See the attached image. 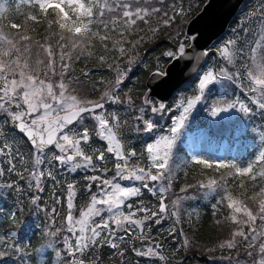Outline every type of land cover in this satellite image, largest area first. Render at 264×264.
I'll return each instance as SVG.
<instances>
[{"label": "trees", "instance_id": "1", "mask_svg": "<svg viewBox=\"0 0 264 264\" xmlns=\"http://www.w3.org/2000/svg\"><path fill=\"white\" fill-rule=\"evenodd\" d=\"M256 1L244 0L224 30V34L213 41L210 46L213 47L220 38L224 37L228 38L229 41L235 42V55L231 63V71L236 68L243 71L244 68L246 69L247 66L251 65L248 58L253 41H259L260 47L264 48V36L262 40L255 38V30L258 26L257 19L264 15L263 8L255 7L253 9ZM153 2L157 5H164L163 9L158 7L159 11L155 13L149 10V15L145 20H137L136 24L131 27H126L122 20L113 26L111 23L112 16L119 15V13L106 14L103 19L108 24V28L105 29L102 23L94 22L91 30L97 32L98 35L85 41L83 48L78 46L76 49H71L70 44L66 41H61L58 28L55 26L50 27L47 19L39 12L36 14L38 22L29 20L27 15L31 11L35 12L31 4H17L16 0H0V5L3 6V10L0 11V28L5 32L9 31L12 37L19 38L20 35L29 37L28 41L20 42L19 46L23 50L25 44H30L31 48L36 51V55L39 53L37 56L43 61V64L39 67V76L41 78L54 83L59 82L61 79L60 72L63 71L61 64L67 63L68 68L64 72L63 79L69 82L71 92L80 95L85 100L98 101V99L104 98V93L108 92V89H112L115 94L118 93L120 96L127 94L129 97L138 98L144 91L146 76L153 69L163 68V65L170 60L165 55L167 51L164 50H172L177 47L181 37L185 36V20L190 18L201 7L204 0H154ZM183 2L185 4L191 3V5L185 6L182 4ZM136 4H140L147 9L150 8V3L146 0H132V7ZM171 6H176V9L173 10L174 7H172L171 13L174 12L175 14L171 18L170 23L158 24L157 27L155 26L156 29H154V22L159 18V15L164 13V11H168ZM177 9L178 11H176ZM245 9L252 11L250 18H248V13L246 17L244 16L248 12ZM53 18L51 14L48 17V19ZM12 23L21 27L13 29L11 28ZM245 23L247 24L246 27L244 26ZM242 29L245 30L242 31ZM102 36H107L108 39L101 40L100 37ZM116 41L121 43H115ZM59 43H64L65 45L63 48V52L66 53L64 61L59 59L61 53ZM49 44L54 52L55 75L51 71H47L48 57L41 47ZM121 48L124 49L123 53L120 51ZM207 52L208 55L203 60V63L199 65V69L211 60L214 62L220 59L215 48L213 50L210 48ZM33 61L36 60L31 57V65ZM222 63H224V60ZM35 67L33 66V68ZM198 70L173 92L166 103V111L156 114L152 112L144 113L146 118L154 123L151 135H147L142 130L143 125L137 120L132 121L131 112L124 111L121 114L123 124L120 125L118 130L120 139L126 149L134 151L136 154L132 157L131 163H143L145 161L144 147L146 142L153 134L162 131L165 126H168L173 117L172 115L176 114H174V110L170 109L173 102L181 103L187 96L194 93ZM46 71L47 76L45 75ZM119 72H122L124 78L117 88L115 81ZM214 94V86L211 85L205 91L199 106L195 108L189 119H185L183 129L193 130L199 126L207 129L217 142L221 138L230 142L237 139L245 141L252 139L255 143L263 145L264 141L259 137L260 133L264 131V111L260 110L258 105H254L258 108L257 111L254 112L251 109L249 115L244 118L243 123H232L227 129H215L205 125L206 119H204L203 115L205 109L203 106L206 103L207 105L210 103L209 101L214 98ZM239 94L237 92L235 98L239 97ZM175 104H173V108L177 107ZM13 131L19 135L22 143L15 139L17 146H14L15 148L11 147L15 149L14 154H12V160H15V167L18 169L15 172H22V168L30 164V151L32 148H30L27 139L13 127L7 132V136L4 138L5 142L9 139H11V142L14 141L11 136ZM90 135V145L91 147H96L93 154L100 150L104 151L106 149L104 141L91 131ZM179 143V141H176L173 149L174 159L176 156L175 152L182 151ZM0 146H2L1 142ZM254 152L255 150L250 151L249 158L245 159L249 164H253V172L248 176H239L235 174L234 170L217 168L215 165L211 168H206L204 165L196 164L189 159L186 160V164H181L173 169L170 181L171 188L167 192L168 203L172 205L171 208H168V221L161 219L156 225H149V220L145 228L147 229L146 236L152 235L161 241L159 249L162 251V259H151L138 255V252L134 251V248L129 246L127 241L122 242L115 248L110 247L106 242L100 241L101 243L93 245L88 250L87 253L89 254H84L85 261L77 264H224L227 258L232 259L233 264H248L251 259L256 263L258 260L256 259L257 253L256 249L254 253L253 247H250L252 244L251 239L244 242L241 239L238 243V237H236V246L233 249L220 246L224 240L231 237V220L228 219L231 210L227 208V200L225 199L227 194H231L234 198L245 202L254 214L259 210L261 197L256 196V194L264 185V175H261L264 172V164L256 163V159L253 156ZM43 159L44 165L48 162V168L56 172L47 177L46 174L44 175V183H42L40 195L37 196L36 200L52 204L54 207L53 213L50 212L52 221H49L47 213L43 214L40 210L36 211L32 198H30L34 197L32 195L33 192L29 191V188H25L18 178H13V180L19 181L17 185L0 187V254H2L0 255V264H37L36 252L38 247L40 245L45 246L44 244L50 241V226L56 222V217H63L62 208L65 194L63 186L73 179L76 183V191L73 197V209L75 212H78L81 205L88 198L89 191L83 189V184L86 183V180L80 179V174L75 176L72 173V178L63 176L60 174L59 167L56 166L55 162H49L48 158ZM104 161L110 166L112 157H105ZM229 171H233L232 176L228 175ZM209 179H215L220 187L217 188L216 192L204 196V192L207 189L200 188V183L203 182L206 185ZM254 196L256 197L255 200L252 199ZM162 198L164 201V197L160 196L159 193L143 189L137 197H133L130 200L133 203L136 200H140L147 207L153 208H156L158 203L157 207L159 210ZM178 199L180 201L179 205H174L173 202ZM172 210L178 214L172 215ZM10 211L13 213L9 214ZM161 216H165L164 213H161ZM170 225L173 229L168 230ZM251 226L243 225V231L249 236H251L249 232ZM254 226L259 229L264 227L259 219H257ZM9 228L16 229L18 239L6 235ZM180 234H183L186 240L185 243L182 242ZM256 242H264V239L260 238ZM247 247H249V253H252L250 257L243 254ZM51 249L45 248L46 255L49 254ZM42 264H50V257L47 256ZM56 264L61 263L57 262Z\"/></svg>", "mask_w": 264, "mask_h": 264}, {"label": "snow or ice", "instance_id": "2", "mask_svg": "<svg viewBox=\"0 0 264 264\" xmlns=\"http://www.w3.org/2000/svg\"><path fill=\"white\" fill-rule=\"evenodd\" d=\"M26 2L31 3L32 7L37 9L39 14L47 19L50 27L55 26L58 28L60 40L70 44L71 49H76L78 46L83 48L85 41L98 35L97 32L91 30L94 22L102 23L105 29L108 28V24L103 19L106 14L119 13V15L112 16L111 23L115 26L122 20L126 27L136 24L137 20H145L149 15V9L147 8L135 7L133 9L132 0H26ZM2 10L3 6L0 5V11ZM150 11L155 13L159 9L153 8ZM50 14L54 17L53 19H48ZM28 19L38 22L37 15H29ZM165 23L167 24L168 21L165 20ZM20 27V25L15 23L11 24L13 29H19ZM100 39L107 40L108 37L102 36ZM199 39V32L192 33V45L189 48L185 47L186 39L175 50L168 51L165 55L174 61L185 60L193 64L189 72H196L201 54L203 56L208 55L206 50L198 49L197 41ZM28 40L29 37L27 35H20L19 39L15 36L9 38L0 29V115L6 116L11 121L12 127L24 134L34 146L37 155L31 178L35 181L37 188L40 187L43 172H38L35 168L43 163V157L50 146H54L59 153L54 156V160L68 168L69 171L93 166V157L85 154L82 148V145H87L91 140L89 129L84 127V122L86 120L93 121L97 129V136L106 142L107 153L114 154L116 159L123 161V163H116L115 175L111 179H101V176L98 175L87 177L92 182L99 180L100 184L97 192L91 195L90 203L80 212V218L76 220L72 216V190L74 186L72 184L67 185L69 190L67 203L69 212L66 220L69 231L75 232L77 230L75 226H78L79 235L76 236L75 241L76 251H82L87 248L89 242L95 243L104 230H107L109 236H112L115 234V229H123L125 225L141 227L144 221L149 219V216L145 215L142 220L133 219V217L137 215V212L146 213L147 209H137V212H134L129 207L127 214L122 211V207L127 204L130 198L137 197L141 189L136 186H123L117 181H138L144 188L152 191L153 189L150 188L149 182H156L165 174L170 175L173 170L174 145L186 115L197 106L198 102L202 100L206 89L215 84L221 78V75L229 80L233 79V77L223 72L220 75H216L213 71H206L199 75L197 85L199 94L195 95L194 98H189L187 105L182 106L183 112L178 121L177 119L173 120L174 126L170 129L171 135L158 137L152 143L146 145L145 152L150 164L146 170L138 166H129V158L134 157L136 154L134 151H129L127 154L123 151V144L118 131L120 127L118 116L114 113L108 114L98 111L105 107L102 102L103 97L101 101H91L82 100L71 94L69 82L63 79L64 72L68 68L67 63L61 64L63 71L60 72L61 79L58 83L41 79L39 67L43 64V61L38 59L36 67L33 68L29 59L31 45L25 44L23 50L19 46L20 42ZM115 43L121 42L116 41ZM234 43L229 41L219 49V55L228 64L233 62V56L235 55ZM64 46V43H59L61 48L59 59L61 61H64L66 57V53L63 52ZM41 47L48 57L46 69L55 75L52 46L49 44ZM120 51L123 53L124 49L121 48ZM47 71L45 73L46 76ZM167 75L166 71L154 73V76L159 77L157 83H163ZM234 75L236 78L240 76L239 73ZM123 78V74L118 73L115 81L117 88ZM247 78L252 85L250 94L254 97L253 103L257 104L260 110H264V48L260 47L259 41L256 47L251 49V66L247 70ZM104 97H107L112 103L121 102L119 97L110 92H105ZM128 102L131 103V100L129 99ZM143 103L145 107L140 109L141 113L150 106L151 101L146 96ZM13 108L16 111H13ZM235 108V103H227L223 108H211L210 115L211 117H217L219 113L234 110ZM164 110H167V106L163 102L159 103L158 107H151L153 114ZM240 110L245 114L250 111L244 105H241ZM138 119L143 120L144 132L153 131L154 123L152 120L144 118L143 115L139 116ZM77 127L81 130L77 131ZM3 135L4 132L0 129V136ZM261 140L264 141V135L261 136ZM9 148H11V144L5 142L4 146L0 147V155H3L5 150ZM95 159L96 161H103L105 153L100 152ZM191 159L196 164L204 165L206 168H211L215 165L217 168L234 170L235 174L239 176H248L253 172V164L251 163L241 167L234 161H209L197 156H192ZM256 163L264 164V150L260 151L256 158ZM153 170H155V174H153ZM104 171H107V169ZM228 175L232 176L233 171H229ZM261 175H264V173H261ZM218 187L220 185L215 179H209L206 185L203 182L200 183V188L207 189L204 192V196L216 192ZM90 188L91 185H89ZM159 191L163 193L166 189L160 187ZM256 196L261 197V199L259 200V210L254 214L245 202L234 198L231 194L226 195L227 208L231 210L228 219L235 224L241 225V227L233 230L231 237L224 240L220 245L221 247L233 249L236 246V237H242L245 241L251 239L252 244L250 247H254L256 241L264 237V227L257 229L254 226L257 219L264 226V187L260 189ZM252 199L255 200L256 197L254 196ZM179 203V199L173 202L174 205H179ZM166 210L167 208L162 198L159 211L164 213ZM103 213L108 214V219L103 218ZM172 214L177 215L178 213L173 212ZM241 215L246 217V219H239ZM152 216L155 217L156 213H152ZM96 217H100L102 222L94 224V218ZM110 224L114 225L115 229L111 228ZM243 225H252L249 228L251 236L243 231ZM51 235L56 236V233L53 232ZM105 242L109 241L106 239ZM47 247L52 248V242H49ZM111 247L115 248L117 245L112 242ZM159 247V245H151L137 254L145 257H159ZM258 248L261 258L257 264H264V242H260ZM42 251V249L38 250L41 254ZM251 254L250 252L249 255ZM56 255L59 256L60 253L57 252ZM160 258L162 259V257Z\"/></svg>", "mask_w": 264, "mask_h": 264}, {"label": "rangeland", "instance_id": "3", "mask_svg": "<svg viewBox=\"0 0 264 264\" xmlns=\"http://www.w3.org/2000/svg\"><path fill=\"white\" fill-rule=\"evenodd\" d=\"M150 3V8L149 10L153 9V8H158L161 7V9H163L164 5H160V4H154V0H146ZM16 3H25V4H31L26 2V0H16ZM183 5H188L190 6L191 3H182ZM32 7V5H31ZM135 7H142L140 4H136L135 6H133V9ZM172 7L169 8L168 11H164V13L159 15V18L156 20L158 21L157 23L154 22V29H156V27L158 26V24H163L165 23V20L168 21V24L170 23L171 18L174 17V12L171 13L172 11ZM263 8L264 9V0H257L255 2L254 8ZM144 8V7H142ZM32 9H34L32 7ZM176 9V6L173 8V10ZM248 12L245 13V17L248 15V18H250V14L252 13L251 10L245 9ZM35 11V9H34ZM178 11V9L176 10ZM238 11V9H236V12ZM248 13V14H247ZM29 15H36L35 12L31 11V13H29ZM29 15H27V17H29ZM247 19V18H246ZM258 26L255 30V38L262 40L263 36H264V15H262L261 17H259L258 19ZM185 20V24H186ZM242 22V21H241ZM156 26V27H155ZM244 26L246 27L247 24L245 23ZM243 26V27H244ZM1 29V28H0ZM245 29H242V31H244ZM3 31V30H2ZM3 33L7 34L9 36V38H12V36H10L9 31L5 32L3 31ZM187 35L182 36L180 41L177 44V47L179 46V44L181 42H184V39L186 38ZM19 39V38H17ZM188 42V41H187ZM229 42V39L224 37V38H220V40H218L216 42L215 45H213V47L208 46V48L206 49V51H208L210 48L213 50L215 48L217 55L219 54V49L223 46H225L227 43ZM257 40L253 41V47H256L257 45ZM176 47V48H177ZM174 49H170V50H164V51H173ZM22 50V49H21ZM42 51V50H41ZM219 56V60L214 61L211 60L210 62H207L205 64L204 67L202 68H197L198 73L196 74L197 79L195 82V91L194 93L190 94L189 96L186 97V99H184L181 103L179 102H173L176 103L175 106H177L176 108H173V104L170 107V109L174 112L175 115H172L173 117L171 118V122L168 126H165L164 129L162 131H158L157 133L153 134V136L146 142V145L148 143H152L155 139H157L158 137L161 136H165V135H171L170 129L174 126L173 125V120L177 119L180 117L181 113L183 112V107L182 106H186L187 105V100L189 98H194L195 95L199 94L198 92V79H199V75H202L204 72L206 71H213L214 74L216 75H220L222 72L228 74L229 76H232L233 79L229 80L224 78L221 75V78L215 83L213 84L214 86V98H212L209 102V104L207 105V103L205 104V106H203V108L205 109L204 112V119H206L205 121V125L208 127H214L215 129H227L228 126L232 123L234 124H238V123H243L244 118H246V116L249 115L250 111L248 114H245L243 111L240 110L241 105H244L246 107H248L250 110L253 109L254 112L257 111V107H255L254 105H257L255 103H253V95L250 94V89L252 87V85L250 84L248 78H247V70L248 68L251 66H247L246 69L244 68V70L242 71L239 69H235L233 71H231V64H228L226 60H224L220 55ZM31 57H33L36 61L39 59V57L36 55V51H34L33 48H30V57L29 59H31ZM206 56H204L205 59ZM249 62L251 63V52L249 54V58H248ZM224 60V63H222V61ZM36 61H33L32 66H36ZM122 73V72H119ZM239 73L240 76L239 78H236L234 74ZM242 75V76H241ZM118 76V75H117ZM124 77V75H123ZM41 78V77H40ZM117 78V77H116ZM41 79H45V78H41ZM58 83V82H55ZM239 86V87H238ZM209 88V87H208ZM207 88V89H208ZM114 89V88H113ZM206 89V90H207ZM235 89V90H234ZM234 90V92H233ZM58 91V89H57ZM71 92V91H70ZM108 92L114 94L116 97H119L121 102L118 103H112L111 101H109L107 99V97H104L102 102L104 103L105 107L104 109L98 110V111H102L108 114H116V116H118L119 118V124H123L122 120L123 117L121 116V114L124 113V111L127 112H131L132 113V121L137 120V122H139L141 125H143V120L138 119L139 116L143 115L144 118H146V116L144 115L145 112L150 113L151 112V107L155 106L157 103V100L151 96L149 98V100L151 101V104L149 107L145 108V111L143 113L140 112V109L144 106L143 103V95L138 98H133V96H128L127 94L124 96H120L118 93L115 94L114 91H112V89H108ZM212 92V91H211ZM240 93L239 94V98L234 99L235 98V94L236 93ZM71 94L76 95L78 98L85 100L84 98H82L80 95H77L73 92H71ZM142 94V93H141ZM234 94V95H233ZM129 99L131 100V103H129ZM87 100H91L94 101L92 99H87ZM171 100V99H170ZM98 101H101V99H98ZM168 102V101H167ZM166 102V103H167ZM201 102V101H200ZM200 102H198L197 106L195 108H197L200 104ZM227 103H235L236 104V108L234 110H229L227 112H221L217 115V117H211L210 115V110L213 107H225ZM207 105V106H206ZM194 109H192L187 115L186 118L189 119L190 115L194 112ZM13 111H16L15 108L12 109ZM207 110V111H206ZM166 111V110H164ZM264 111V110H262ZM1 116V115H0ZM5 118H2V120L0 121V129L3 130L4 135L0 136V137H5L6 135V131H10V128L12 127L11 125V121L4 115H2ZM110 118V115H109ZM147 119V118H146ZM7 121V122H6ZM186 121V120H185ZM185 121L178 133L177 136V140L179 141V146L182 148L181 152L176 151V156L175 159L173 158V162H172V169L176 168L177 166H180L181 164L184 165L186 164V160L187 159H191L192 156H197L201 159H207L209 161H220V160H224L226 162L228 161H234L237 163V165L244 167L247 166L249 164L248 161H245V159L249 158V153L250 151H254L253 156L255 157V159L257 158V156L259 155L260 151L264 150V144L263 145H259L258 143H255L252 139L250 140H241V139H237L235 141H232L230 143L229 140H226L224 138H221L220 141H216L209 133V131L203 127H197L196 130H186L183 129ZM211 125V126H209ZM75 127V126H74ZM84 127L89 129V133L90 131L92 133H94L97 136V129L96 126L94 124L93 121L90 120H86L84 122ZM144 127V125H143ZM142 127V130H143ZM120 128V127H119ZM77 131H80V128H76ZM185 130V131H184ZM181 132V135H180ZM152 132H147V135H151ZM264 135V131H262L260 133V137ZM12 138H14V141L11 142V139L7 140L8 143L11 144V147H16L17 146V141H20V143H22V140H20L19 135L13 131L11 133ZM98 137V136H97ZM120 137V135H119ZM99 138V137H98ZM15 139H17V141H15ZM91 142V140H90ZM105 145L106 142L104 141ZM4 142L3 144H1L3 147L4 146ZM89 144V143H88ZM87 145H82V148L85 151V154L90 155L93 157V166L90 168H79L76 171H69L68 168L60 165L58 162H56L54 160V156L58 155V151L55 149L54 146L49 147V149L46 150V154L44 155L43 158H48L50 159L49 162H55L56 166L59 167V172L61 175L63 176H69V178H72V173L75 174V176H79L80 174V179H85L86 183L83 184V189H85V191H89L88 192V198L86 199V201L81 205V207L79 208L78 212H75L74 209L72 208V216L74 218V220L79 219L80 218V212L85 209L87 207V205L90 203V197L93 193H96L98 190V185L100 184V181H95L92 182L90 180L87 179V177L92 176V175H98L101 176V179H111L114 175H115V165L117 162L123 163V161H118L115 157L114 154H109L107 153L106 149L104 151H100V152H104L105 153V157H112V164L110 166H108L106 164V162L103 161H96L95 157L97 155L100 154V152H98L96 155L92 154V147ZM123 144V142H122ZM176 144V142H175ZM145 145V147H146ZM14 147V148H15ZM145 147H144V151H145ZM175 147V145H174ZM31 148V147H30ZM107 148V145H106ZM15 149L10 150L6 149L5 153L3 155H0V187H5V186H15L19 183V181H21L24 185L25 188H29V191L33 192V196L34 197H30L32 198V202H33V206L36 207V211L40 210V212H43V214L47 213L49 216V221L52 219V216H50V212L53 213L54 207L52 206V204L50 202H44L42 200L37 201V196L40 195V189L42 187V183H44V175L46 174V177L48 175H53V172H56L55 170L51 171L50 168L48 167V162L47 164L44 165V163H42L39 167L35 168L36 171L38 172H43V177L40 180V187L37 188L35 181L31 178V174L34 170V166H35V158L37 155V152L34 148L31 149L30 151V164L28 166H25L22 168V172H20L19 174L14 173L15 171H17V167L15 160H12V154H14ZM123 151L125 152V154H127L129 151L125 148L124 144H123ZM146 154V158L144 159L145 161L143 163H137V162H133L131 163V159L132 157L129 158L128 163L129 166H138L141 168H145L146 170L149 168L150 164H149V160L147 157V153ZM246 155V156H245ZM11 157V158H10ZM189 159V160H190ZM44 160V159H43ZM13 161L15 163V166L13 164ZM99 164V165H98ZM97 169H99V171H97ZM105 169H107V171H104ZM263 169H264V165H263ZM10 170V171H9ZM57 171V172H58ZM173 171V170H172ZM263 172V171H262ZM264 173V172H263ZM153 174H155V170H153ZM17 175V176H15ZM18 178L19 181L17 180H13V178ZM68 178V179H69ZM172 178V174H165L160 180L156 181V182H149V186L150 188H152L153 190L150 191L146 188L143 187V185L138 182V181H134V180H118L117 182L121 183L123 186H136L139 187L141 190L146 189L149 192H157L160 194V196L164 197V203L166 205L167 210L164 212L165 216H161L160 211L158 210V203L156 204V208L153 207H147L146 204H144L142 201L140 200H136L134 201V203L129 199V201L127 202V204L125 206L122 207V211L125 212V214H127L129 207H131V210L134 212H137V209H147V212H137V215L135 217H133V219H143V217L145 215L149 216V219L144 221L143 225L141 227H135L132 225H125V227L123 229H115L114 225L110 224V227L115 229V234L112 236H109V233L107 230L102 231V234L100 237L97 238L95 243L89 242L88 247L84 248L82 251H76V236L79 235L78 232V226L76 227V231H69V227H68V223L66 220V217L68 215L69 209L67 207V203H68V197H69V190L67 188L68 184H72L74 186L73 190H72V202H73V207H74V194L76 191V183L75 181H70L67 185L63 186L64 190H65V194H64V198H63V208H62V216L60 217H56V222L54 224H52L50 226L49 229V233H56V236H52L50 238L49 242H52L53 247L50 250L49 254L46 255L45 253V248L47 247L48 243L44 244L45 246H39L36 252V263L37 264H41V260L42 262L45 260V258H47V256L50 257V264H56L57 262H60L61 264H76V262H83L85 261L84 259V254H89L87 253L88 250L93 247V245H97L101 242H105V240L107 239L109 242H106L110 247H111V243L114 242L117 246L119 244H121L122 242H128L129 246L134 248V251L136 252H141L146 250L149 246L151 245H159L161 244L159 241V239L154 238L152 235H147V229H145L148 224V221L150 220V224L149 225H153V224H157L161 219L163 220H167L168 221V208H171V203H168V198L167 197V192L168 190L171 188L170 185V181ZM89 185H91V188L89 189ZM163 187L164 189H166L165 192L161 193L159 191V188ZM264 187V185H263ZM35 201V202H34ZM160 206V204H159ZM174 211L172 210V213ZM13 212L10 211L9 214H12ZM66 213V216H65ZM152 213H156V216L153 217ZM103 218L104 219H108V214L107 213H103ZM173 215V214H172ZM65 216V219H64ZM55 217V216H54ZM239 219H246V217L244 216H239ZM52 221V220H51ZM101 218L100 217H96L94 218V224H99L101 223ZM231 225V233L233 230L241 227V225L235 224L233 222L230 223ZM150 227V226H149ZM257 228V227H256ZM173 229V227L170 225L168 230ZM259 229V228H257ZM17 231L14 228H9L6 232V235H9V237L11 238H16L18 239V235H17ZM251 235V234H250ZM180 238L182 239V242L185 243V238L183 237V234H180ZM262 239H264V237H261ZM243 239L242 237H238L237 241L238 243L240 242V240ZM67 241V244H66ZM101 241V242H100ZM131 241V242H130ZM245 240L243 239V242ZM258 244L259 242H256V245L252 248L253 252L255 253V249H256V259H260V253H259V248H258ZM245 245V243H244ZM113 248V247H112ZM249 247H247V249L244 251L243 254L247 255L248 257L252 256L249 255ZM43 250L42 254L40 252H38V250ZM59 252L60 255L57 256L56 253ZM162 256V251L159 249V257H154V256H150V257H146V258H151V259H159ZM67 257V258H66ZM258 260L256 261V263H254V260L251 259L250 262L248 264H257ZM45 263V262H44ZM224 264H233V260L230 258H227L226 261H224Z\"/></svg>", "mask_w": 264, "mask_h": 264}, {"label": "water", "instance_id": "4", "mask_svg": "<svg viewBox=\"0 0 264 264\" xmlns=\"http://www.w3.org/2000/svg\"><path fill=\"white\" fill-rule=\"evenodd\" d=\"M243 1L205 0L200 10L186 22L185 34L189 36L190 40L188 44H185V47L189 48L192 45L191 34L199 32L200 39L197 41V47L198 49L205 50L213 39L224 33L227 24L230 22L229 20L234 16L236 9ZM203 59L204 56L201 54L198 67ZM192 66L193 64L185 60L174 61L171 59L164 65V69L161 70L168 73L163 83H157L159 77L154 76V73L161 71L152 70L145 78L146 88L144 89L143 100L146 96L149 98V96L153 95L160 101L155 107H158L161 102L165 104L166 100L173 93V90L193 75V72H189ZM28 141L34 148L29 139Z\"/></svg>", "mask_w": 264, "mask_h": 264}]
</instances>
